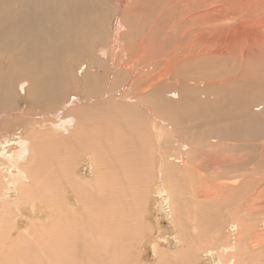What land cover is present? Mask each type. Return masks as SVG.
Listing matches in <instances>:
<instances>
[{
  "label": "bare ground",
  "instance_id": "bare-ground-1",
  "mask_svg": "<svg viewBox=\"0 0 264 264\" xmlns=\"http://www.w3.org/2000/svg\"><path fill=\"white\" fill-rule=\"evenodd\" d=\"M102 1L104 4V0ZM137 1L139 2V0H135V2ZM86 2L87 0H0V46L2 53L6 55L14 44H20L21 46L13 52L16 61L20 58L30 62L32 59L61 67L60 69L47 68L41 72L36 66L30 65L28 62L27 67L14 66L11 62L10 68L6 71L0 68V105L10 103L14 98H22V91L24 97L27 98L31 95L41 107L44 105L54 111H43V114L10 111L8 114H0V133L4 120H13L19 116L36 117L35 120L28 122L25 129L16 132L4 129L5 133L0 134V232L2 233L0 252L10 239V232L13 225L15 226L14 223L12 225V221L19 220L25 211V207L30 209L32 215L38 216L40 212L45 211L47 205L53 207L58 203L59 206L56 207L62 211L59 221L66 222L64 223L65 238H60L55 229L52 232L46 231L47 235L43 244L49 250H51L52 245L61 253L63 258L67 257L68 253H76L80 244V232L74 226L77 223L80 226L82 221H87L85 215L92 209L108 208L110 204H113V209L119 210L120 197L123 196L122 201L124 197L128 198L125 195L124 187L129 184L128 177L131 179L132 173L130 171L132 169L135 171L136 158H142L145 161L146 153L150 152L146 144L154 141L153 152H155L156 158H152L157 159L154 166H156L160 178L159 186L162 195L167 202L173 221H185L180 225V239L182 238V241L179 238L178 241L184 244L187 242L188 249L192 252L195 249L194 253L197 252L196 254L202 250H207L205 252L212 256H218V264H264V233L258 231L259 221L252 218V211L264 215V201L259 202L264 195V182L255 185L254 179H251L250 182H242L238 178L230 182L226 181L227 178L225 179L227 175L234 174L233 171L240 169L242 158L232 156L225 150L226 155L222 156L223 148L219 152L212 148L207 149L205 145H197L198 143L195 144V147L194 144L190 147L186 144L188 143L187 140H182L185 133L179 131L180 128L177 130L182 139L174 137L172 134L171 138L165 137L163 130L174 128V122L166 116L158 118V121L152 115L148 119L142 113L143 109L134 105L136 100L129 102L134 110H138V113L129 109L124 115L127 118L123 120V123L129 120L133 125L129 123L125 127L123 124L124 128L115 125L113 126L115 129H110L107 132L111 136L113 146L112 159L109 160L97 154V151L92 149L95 144L93 146L90 144L91 149H88V143L85 141L88 137L83 138L80 128L76 129L77 133L74 132L72 127L79 116H76L78 112L73 115L72 113L81 103L78 104V98L74 102H70V100L67 103L61 102L62 96L69 84L75 82L79 70L83 68L81 74L86 78L87 74L95 72V69L89 64L81 65L73 74L72 66L66 63L65 59H62L61 50L66 47L71 48L72 51L77 50V42L80 40L81 32H87L88 43L86 44L89 45L90 43V45L83 50L86 54L88 51H92L94 42H101V37L107 31L108 23L111 25L113 21L115 24L118 23L114 17L108 19L107 13H103V16L100 15L101 18L96 19V23L89 21L92 17H89V20L79 17L76 10H74V12L76 11L74 14V5L76 8L81 5H89ZM167 3L166 11H171L177 15L173 29L168 32L167 37L170 42H174V49L165 52L163 46H154L153 48H146L145 51L141 50L139 53L138 50L144 47H138V49L134 47L133 50L128 51L131 54L130 57L135 58V60L145 61L146 57L156 56L155 50H160L159 58L157 60L151 58L152 61L150 62V64L154 63L152 67L157 72L155 74L152 72L151 76L142 77L144 92L140 95L143 96V99H158L157 96H147V94L157 89L160 92L158 96H162V88L166 86V83L171 85L172 82L174 83L171 85L172 91L167 94H177V99H179L181 83L175 81L177 78L176 76L173 77V73L180 72L178 70L182 67L191 73L194 69H198L199 74H196L198 76L185 79V82H194L202 89L195 97L198 101L201 97L208 112L218 114H225L229 111H234L236 114L239 112L241 114L248 113L252 115L253 120L259 121L264 130V0H168ZM153 4L154 8L157 7L155 3ZM151 8V3L146 1L140 6L126 8L123 15L145 12ZM155 12V23H157L158 15L161 12L160 4ZM161 18H163V14H160L159 22ZM175 34L178 35L176 39L179 42L174 40ZM37 36L44 39L46 51L42 53L44 56L40 55V52L29 53L27 51L33 44V38ZM53 45L58 48L57 51H54ZM117 49L121 48L106 45L98 53L100 58L106 61L113 60L114 56L121 53L120 61H123L127 51L120 50L117 53ZM134 65L132 68L135 72L136 64ZM32 68L37 70L33 71ZM60 70L63 72L59 73ZM237 100L240 105L237 106L238 109L230 108L229 106L233 104L237 105ZM73 107L75 108L72 111ZM155 108H160L163 111L162 107L155 106ZM258 108H260L259 115L255 112V109ZM221 115L207 117L202 122L208 127H213L215 123L224 124L228 120L222 118ZM49 116L52 119L58 118L57 122L47 121ZM136 121L140 124H137V126L139 125L138 128H143L140 142L144 146V152L139 148L138 140L136 141L135 137L137 135L134 134L138 131L134 125ZM177 126L179 127V123ZM93 129L91 130L93 131ZM45 132L48 133L45 134ZM52 134L53 138L50 136ZM73 134L78 135L76 141H74ZM45 135H49L46 139L51 137V145L44 138ZM61 136H65L67 141L66 145L60 146V149L63 148L62 153L55 146L58 145ZM150 136L156 137L157 141ZM213 140L218 145L220 138L216 136ZM51 147L54 149L52 156L55 157L49 156L50 153L46 155V149L49 150ZM88 150L94 153V159L92 158L91 162L92 167L97 168V172H95L97 176L102 177V172L107 171L113 175L111 176L113 179H104L105 175L102 178L98 177L96 179L97 187L92 182L89 186L83 182L84 180L81 181L72 163L78 162L79 155ZM58 152L62 156L61 159L55 161ZM197 161H203L206 169L209 167L213 174L218 178L224 177L225 181L220 183L218 180L216 185L214 184L208 189L207 186L210 183L206 182V176H203V172V175H199L205 178L203 181L206 182V187L204 185V188L201 186L197 189L195 183L191 185V190L187 191V186L180 184L178 179L173 178L174 181L169 182L166 179L167 166L177 168L179 162L183 163L186 170L200 173L202 171L200 167H204L201 166V162L193 165ZM54 166L61 170L59 174L58 172L57 174L52 172L50 174V170L54 169ZM92 177L94 179L96 176L93 175ZM231 190L232 192H229ZM185 192L192 195L193 198L187 197ZM39 202L42 203L40 212L37 208ZM137 210L139 211V209L135 211ZM245 211H247L246 214H243ZM117 214H120V211ZM94 216L95 213L92 211L90 218L93 220ZM223 221H228L229 236L227 238L230 239L232 234L238 238V243L235 246H232L228 240L225 244L226 242L223 240L224 234L221 233L222 229H220ZM32 234L33 232L30 230H25L24 240L30 241ZM261 237L263 238L261 239ZM227 238L224 237V239ZM196 243L198 244L196 245ZM250 247L253 251L248 249ZM0 264H4L1 259Z\"/></svg>",
  "mask_w": 264,
  "mask_h": 264
},
{
  "label": "rangeland",
  "instance_id": "rangeland-1",
  "mask_svg": "<svg viewBox=\"0 0 264 264\" xmlns=\"http://www.w3.org/2000/svg\"><path fill=\"white\" fill-rule=\"evenodd\" d=\"M146 1H149L152 7L148 11L135 12L128 16L123 15V11L126 8L140 6L141 3ZM161 1L163 2L161 3ZM167 1L168 0H139V2H135V0H104L103 4L102 0H87L88 3H86L89 5L91 4L92 6L81 5L76 8L74 5L76 9L73 7V12L74 10L78 12L81 11L80 13L75 12L84 20H89V17H92L89 21H95L94 23H96V19L101 18L100 15L103 16V13H107L108 19L114 17L115 20L118 21L116 24L114 21L112 22V25L111 23L107 24V31L101 37V42H94L92 51H88L86 54L83 52L84 48L90 45V43L89 45L86 44L88 43L86 39L87 32H81L80 40L77 42V50L72 51L69 47L61 50L63 54L62 59H65V62L72 66L73 74L81 65L89 64L95 69V72H89L86 78L81 74L83 68L79 70L76 77V79H78H75V82H71L69 84L68 89L62 96L61 102L67 103L69 100L70 102H74L76 98H78V104L81 103L79 107L75 106L76 108H72V111L75 108L72 115L78 112L76 116H79V119L75 116L77 121L72 127L74 132L77 133L76 129L78 130V128H80L82 130L83 138L85 137L84 139H86L88 137L89 139L85 140L88 143V149H91L90 144L91 146L95 144L92 149L96 150L97 154H100L101 157L108 158L109 160L112 159L113 146L111 136L107 132L110 129H115L113 128L115 125L123 128V124L125 127L128 126L130 123L129 120L128 122L123 123V120L127 118L124 115H126V112H128L129 109H133V111L138 113V110H134V107L130 105L131 103L129 102L131 100H136L134 105L143 109L142 113H144V116L148 119L150 115L157 118V121L158 118L166 116L174 122V128L163 130L165 137L171 138L172 134L174 137L182 139L178 130L183 131L185 135L182 140H187L188 143L186 144L190 145V147H192L193 144L195 147V144L198 143L197 145H205L207 146V149L212 148L214 150H218L219 152L223 148V151L221 152L222 156L226 155L227 152L232 154V156L242 158L243 163L241 162L240 169L238 171H233L235 172L234 174L231 173L230 175H227V177H225V179L227 178L226 181L230 182L231 180L238 178L242 182H250L251 179H254L255 185L264 182V130L261 128L259 121L253 120L251 118L252 115L248 113L241 114V112H239L236 114L234 111H229L225 114H218L208 112L201 97L199 98V101L195 97V95L201 92L202 89H200L197 86L198 84H195L194 82H185V79L198 76L196 75L199 74L198 69H194L191 73L187 72L184 67H182L178 70L180 72L173 73V77L176 76L177 78L175 81L181 83V94L179 99H177V94H167L172 91L171 85L174 84L173 82L170 83L171 85L166 83V86L162 88V96H158L160 92H158L157 89H154L147 94V96H157L158 99L156 100L152 98L143 99V96L140 95V93L144 92L142 77L151 76L152 72H154L153 74L157 72L155 68L152 67L154 63L150 64V62L152 61L151 58L153 60H157L159 58L160 50H155L154 53H156V56L151 55V58L146 57L145 61L135 60V58L130 57L131 54H129L128 51L133 50L134 47L136 49H138V47H144L143 49L140 48L138 50L139 53L141 50L145 51L146 48H153L154 46H163V50L165 52H169L174 49V42H170L167 37L169 35L168 32L173 29V24L177 19V15H174L171 11H166L165 6L168 4ZM153 3H155L157 7L154 8ZM159 4L161 9L160 14H163V18H161L159 22V14L158 21L155 23V9L159 7ZM86 9L87 11L89 10L88 14H86ZM75 12L74 14H76ZM54 27L57 26L54 25ZM92 29L94 28L92 27ZM47 34L48 32L46 35ZM176 37L178 38L177 34H175L174 40L179 42ZM106 45L113 48H121L117 49V53L120 52V50H126L128 56L126 55L123 61H120L121 53L114 56L113 60L109 59L106 61L105 59H101L98 52L101 48H105ZM19 46L21 45L14 44L12 49L6 55L2 53L0 46V68H2V70L6 71L9 69V64L11 62H13L14 66H28V61L21 60L20 58L16 61L13 57V52H15ZM53 48L54 51L58 50L55 45H53ZM27 51L29 53L40 52V55L44 56L42 54L46 52L44 49V39L39 38L38 36L34 37L33 44L27 49ZM28 64L36 66L41 72L47 68H61L60 66H54L51 63L43 61L37 62L32 59L28 62ZM134 64H136L135 72L132 68V65ZM32 69L33 71L37 70L36 68ZM62 72L63 70L59 71V73ZM21 95L22 98H14L10 103L1 104L0 114H8L10 111H23L30 114H43V111L54 112L53 110L46 108L44 105L41 107L39 103L33 100L31 95L26 98L24 97L25 95L22 91ZM84 98L86 99L84 100ZM168 98L171 99L168 100ZM236 104L237 105L233 104L229 107L237 110L240 106L238 100L236 101ZM155 106L162 107L163 111L160 108H155ZM255 112L259 115L260 108L255 109ZM218 115H221L222 118L228 121L224 124L215 123L213 127H208L202 122L207 117ZM50 117L51 116H49V119L48 117L45 119L49 122L50 120L57 122L58 118L52 119V117ZM35 118L36 117L33 116H19L13 120H4V125L2 126L3 128L0 134L5 133L4 129H8L10 132L20 131L23 128L25 129L27 128L28 122L30 120H35ZM178 123L179 127L177 126ZM96 124L99 128L96 127ZM137 124H139V122L136 121L134 125H136L135 129L138 131L134 134L137 135L135 137L136 141L138 140L137 144L139 145V148H141L144 152V146L140 142L142 140L141 134L143 128H138L140 124L138 126ZM92 125L95 126L92 127ZM177 128L180 129L177 130ZM91 129H93V131ZM48 132H45V134ZM95 133L96 136L99 137L98 139L95 136ZM47 136L49 135H45L44 138L46 139ZM50 136L52 137L53 134ZM216 136H219L220 138L218 145L215 144V141L213 140ZM51 137L46 139L49 145H51ZM73 138L74 141H76L78 135L73 134ZM151 138L157 141L156 137ZM99 139L100 141H97ZM55 140L58 141L59 139ZM66 142V137L61 136L58 145L55 146L60 149V146L66 145ZM146 146L150 150L149 153H146L147 156L145 161L147 163L142 158H136L137 162L135 171L133 169L130 171L133 177L131 176V179L128 177L129 184H126L124 187V190H126L125 195L128 196V198L124 197L123 202V196L120 197V201L118 203L119 210H114L113 204H110L108 208L92 209L85 215L87 216V221H82V225L80 226L78 223L74 226L77 231L80 232V244L76 249V253H68L67 257L63 258L61 253L52 245L51 250H49L43 244V240L47 235L45 233L46 231L52 232L55 229L60 238H65L64 223L66 222L59 221L62 211L56 207L59 206L58 203L53 207L47 205L45 211L40 212L42 208V203H40V201L37 206L39 210L38 212H40L38 216L32 215L30 209L25 207V211L21 214L19 220L12 221V225L14 223L15 226L13 225L10 232V239L0 252V259L4 262V264H218V256H212L210 253L205 252L207 250H202L196 254L197 252L194 253L195 249L193 252L188 249L186 245L187 242L184 244L178 241L180 239V225H182L185 221H173L174 219H172V215L169 212L166 204L167 202L164 200L165 198L162 195V191L159 186L160 178L158 177L156 166H154L157 162V159H153L156 158V154L153 152L154 141H150L146 144ZM98 147L103 150L101 151ZM53 150V147L49 148V150L47 148L46 155L50 153L48 155L52 156ZM62 150L63 148L60 149L59 152L62 153ZM59 152L56 154L55 161L59 160L62 156ZM86 152L79 155L78 162L75 161L72 163V166L76 168L77 175L80 177L81 181L84 180L83 182L87 185L89 184V186L92 182V184L97 187L96 179L98 177L102 178L103 175H105L106 177H104V179H113V177H111L113 175L107 171L102 172V177L97 176L95 173L97 172V168L92 167L93 164L91 162L92 158L94 159V153L89 150ZM209 157L211 158V156ZM200 162L201 161H197L193 165H197ZM203 163L204 162L202 161L201 166L204 168L200 167V170H202L200 173L186 170L182 162H179V167L177 168L167 166L165 177L168 182L172 181L173 178L178 179L180 184L185 187L187 186V191H190L191 185L195 183L197 189L201 188V186L203 187L206 182L208 184L210 183L207 186L209 189L214 184L216 185L218 180L220 183L225 181L224 177L218 178L215 174H213L209 167H207V170ZM60 171L61 170L55 167L50 170V174L51 172L55 174L58 172L59 174ZM92 174L94 177L96 176L94 179H92ZM199 174L206 176V179ZM204 179L206 182L203 181ZM93 180L95 181L93 182ZM204 187H206V185ZM229 192H232V190ZM185 194H187V197H191V199L193 198L189 193L185 192ZM262 197V200L259 202L264 201V195ZM122 204H126L125 207ZM234 205L237 207L235 203ZM136 209H139V211H135ZM92 211L95 213L93 220L90 218ZM118 211H120V214H117ZM246 212L247 211L243 214H246ZM252 212V218L254 220L256 219L255 221H259L260 226L258 227V231L264 233V215L255 211ZM50 214L51 216H49ZM49 217L51 218L50 220ZM227 224L228 221H223L221 226L224 228L220 226V229H222L221 233L224 234L223 240L224 242L228 240L232 246H235L238 243V238H236L235 234L230 235V239L229 237L227 238V236H229ZM177 227L179 228L177 229ZM25 230L33 232V236L30 241H26L23 238ZM1 234L2 233L0 232V236ZM224 237L227 239H224ZM262 238L263 237H261V239ZM180 240L182 241V238ZM227 242L225 244H227ZM197 244L198 243H196V245ZM247 244L249 245V243ZM248 249L252 250L251 247ZM189 253L196 255L192 256L191 254L189 255Z\"/></svg>",
  "mask_w": 264,
  "mask_h": 264
}]
</instances>
